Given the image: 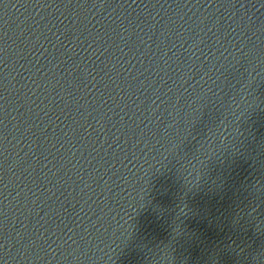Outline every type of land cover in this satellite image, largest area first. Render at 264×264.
<instances>
[{"label": "water", "instance_id": "obj_1", "mask_svg": "<svg viewBox=\"0 0 264 264\" xmlns=\"http://www.w3.org/2000/svg\"><path fill=\"white\" fill-rule=\"evenodd\" d=\"M0 264H264V0H0Z\"/></svg>", "mask_w": 264, "mask_h": 264}]
</instances>
